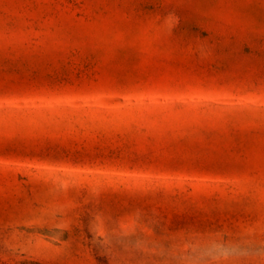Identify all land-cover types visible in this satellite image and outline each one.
<instances>
[{
    "label": "rangeland",
    "instance_id": "obj_1",
    "mask_svg": "<svg viewBox=\"0 0 264 264\" xmlns=\"http://www.w3.org/2000/svg\"><path fill=\"white\" fill-rule=\"evenodd\" d=\"M0 264H264V0H0Z\"/></svg>",
    "mask_w": 264,
    "mask_h": 264
}]
</instances>
